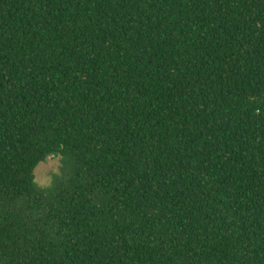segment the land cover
Returning a JSON list of instances; mask_svg holds the SVG:
<instances>
[{
	"label": "trees",
	"instance_id": "1",
	"mask_svg": "<svg viewBox=\"0 0 264 264\" xmlns=\"http://www.w3.org/2000/svg\"><path fill=\"white\" fill-rule=\"evenodd\" d=\"M0 264H264V0H0Z\"/></svg>",
	"mask_w": 264,
	"mask_h": 264
},
{
	"label": "rangeland",
	"instance_id": "2",
	"mask_svg": "<svg viewBox=\"0 0 264 264\" xmlns=\"http://www.w3.org/2000/svg\"><path fill=\"white\" fill-rule=\"evenodd\" d=\"M59 166V157H49L43 162L37 164L33 170V178L36 185L40 187L47 186L51 176L57 172Z\"/></svg>",
	"mask_w": 264,
	"mask_h": 264
}]
</instances>
